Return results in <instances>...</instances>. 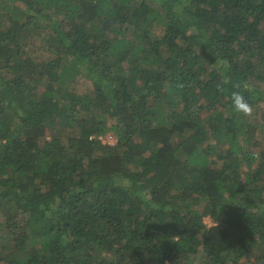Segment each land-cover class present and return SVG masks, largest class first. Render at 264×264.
Returning a JSON list of instances; mask_svg holds the SVG:
<instances>
[{"label": "trees", "instance_id": "trees-1", "mask_svg": "<svg viewBox=\"0 0 264 264\" xmlns=\"http://www.w3.org/2000/svg\"><path fill=\"white\" fill-rule=\"evenodd\" d=\"M0 264H264V0H0Z\"/></svg>", "mask_w": 264, "mask_h": 264}, {"label": "rangeland", "instance_id": "rangeland-1", "mask_svg": "<svg viewBox=\"0 0 264 264\" xmlns=\"http://www.w3.org/2000/svg\"><path fill=\"white\" fill-rule=\"evenodd\" d=\"M158 31H160V29H158ZM157 33H160V32H157ZM33 53H34L35 57H37V59L44 58V57H46L48 55L47 52L42 51V50H37V51H34ZM74 81H75L74 84H76L77 89L79 90V92L85 91L87 89H90L89 88L90 87L89 86V81L86 80L84 77L78 76V77L75 78ZM255 117H258V116H255ZM71 128L72 127H70V126H65V127L62 128L61 133L62 134H71L72 132H74V130L77 131V129H73V128L71 129ZM47 133L49 135L51 133V131L48 130ZM205 222L208 225L212 224L211 220L208 217L205 218Z\"/></svg>", "mask_w": 264, "mask_h": 264}, {"label": "clouds", "instance_id": "clouds-1", "mask_svg": "<svg viewBox=\"0 0 264 264\" xmlns=\"http://www.w3.org/2000/svg\"><path fill=\"white\" fill-rule=\"evenodd\" d=\"M233 106L237 111L246 114L252 111L251 106L249 105L247 100H245L244 96L238 92L233 93Z\"/></svg>", "mask_w": 264, "mask_h": 264}, {"label": "built area", "instance_id": "built-area-1", "mask_svg": "<svg viewBox=\"0 0 264 264\" xmlns=\"http://www.w3.org/2000/svg\"><path fill=\"white\" fill-rule=\"evenodd\" d=\"M104 143H109L111 145L116 143V135L113 132H107L105 134L96 135Z\"/></svg>", "mask_w": 264, "mask_h": 264}]
</instances>
